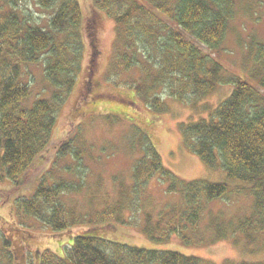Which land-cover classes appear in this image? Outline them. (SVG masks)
I'll return each instance as SVG.
<instances>
[{
  "label": "trees",
  "instance_id": "16d2710c",
  "mask_svg": "<svg viewBox=\"0 0 264 264\" xmlns=\"http://www.w3.org/2000/svg\"><path fill=\"white\" fill-rule=\"evenodd\" d=\"M20 1L0 0V181L10 179L15 188H20V177L52 142L58 110L81 72L83 31L91 45L90 74L95 70L100 52L94 16L83 21L79 0H36L43 9L52 12L47 28L33 22L21 9ZM92 5L95 12L105 10L111 15L117 26L115 69L110 76L128 74L127 86L136 87L140 92L146 89L145 95L150 93V107L158 112L168 109L165 96L178 100L192 98L195 102L222 85L233 86L229 97L209 119L182 124L189 149L210 168L219 167L225 172L226 182L178 178L163 165L155 147L140 133L143 151L132 170L133 192L139 193L160 173L171 182L168 192L181 193L180 201L174 205L169 203L161 214L157 223L159 234L152 226L146 229L147 235L156 243L178 235L189 245L193 243V236H199L197 242L205 240L206 233L199 228L207 222V233H213V241L227 236L236 239L243 234L251 242L258 234L264 236V70L257 73V81L253 79V82L240 76H226L222 63L200 48L202 44L216 52L224 50L222 45L235 17V0H147V3L92 0ZM259 49L256 59L264 66V46L259 45ZM38 62L45 65L52 96L29 104L32 90L24 78L30 65ZM134 68L141 70L137 80L136 73L132 72ZM68 159L76 167L66 166L65 175L42 177L32 195L17 199L19 215L24 220L33 217L55 233L70 230L78 223L69 216L64 196L84 190L86 178L81 176V168H92L82 148L72 139L57 147L55 162L59 164ZM230 182L249 185L250 213L237 219L222 215L207 219L211 203L230 199L232 193H243L242 189H230ZM118 206L98 212L96 224L72 236L74 241L64 257L48 249L38 255L39 264L206 263L200 257L178 250L146 249L104 237L101 230L109 224L107 220L113 217ZM0 239L4 243L0 264H5V258L13 264L11 240L3 228H0ZM241 264L264 263L243 261Z\"/></svg>",
  "mask_w": 264,
  "mask_h": 264
},
{
  "label": "rangeland",
  "instance_id": "374dc122",
  "mask_svg": "<svg viewBox=\"0 0 264 264\" xmlns=\"http://www.w3.org/2000/svg\"><path fill=\"white\" fill-rule=\"evenodd\" d=\"M79 1L83 10V21L91 15L94 16L99 56L95 70L90 74L91 45L87 33L83 31L81 72L58 110L51 144L32 168L20 177V188H15V183L10 179L0 181V228L4 229L11 240L9 249L12 248V263L39 264L38 255L48 249L64 257L74 241V235L96 224L98 212L106 211L117 204L119 206L116 213L101 230L102 235L108 239L146 249L178 250L200 257L207 264H241L243 261L264 263L262 234L256 235L251 242L243 234L236 236V239H228L227 236L213 241L211 238L214 235L207 233L205 222L199 228L206 233L203 236L205 240L197 242L199 236H193V243L189 245H185L178 235H172L168 241L162 243L154 242L147 235L146 229L152 226L159 234L157 223L161 214L169 203L174 205L180 201L181 193L168 192L171 182L160 173H156L139 193L133 192L132 170L143 151L140 133L155 147L163 165L178 178L185 181L206 179L226 182L228 177L226 178L225 172L219 167L210 168L197 153L189 149L182 124L209 119L217 106L229 97L233 86L222 85L195 102L192 98L178 100L165 96L168 109L158 112L150 107V93L145 95L146 89L140 92L136 87L127 86L130 81L128 74L110 76L115 69L118 47V31L114 18L105 10L95 12L92 0ZM140 1L147 3V0ZM20 7L33 22L47 28L51 11L43 9L36 0H21ZM259 45L264 46V0H235V17L222 45L224 50L216 52L202 44L200 48L222 63L226 76H240L253 82V79L257 81V73L264 70L263 63L256 59L261 50ZM132 72L136 73L137 80L141 70L134 68ZM24 81L29 83L32 90L27 100L29 104L38 98H51L52 90L42 62L30 65ZM67 139L74 140V144L82 148L86 162L92 166V170L81 168V176L86 178L84 190L79 194L64 196L67 211L70 210L69 216H73L78 223L70 230L55 233L50 226L33 217L24 220L19 215L17 199L32 195L42 177L65 175V168L76 167L72 159L59 164L55 162L57 147ZM229 186L230 189H242L243 193H232L230 199L211 203L207 219L218 215L226 219H237L250 213L252 196L249 185L230 182ZM147 217L151 224L147 222ZM79 218L83 221L80 222ZM162 225L165 226L164 223ZM3 245V239H0V249H4ZM4 262L10 264L7 258Z\"/></svg>",
  "mask_w": 264,
  "mask_h": 264
}]
</instances>
